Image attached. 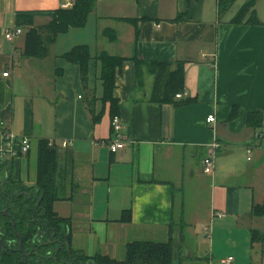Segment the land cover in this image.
I'll return each mask as SVG.
<instances>
[{"label": "crops", "instance_id": "crops-1", "mask_svg": "<svg viewBox=\"0 0 264 264\" xmlns=\"http://www.w3.org/2000/svg\"><path fill=\"white\" fill-rule=\"evenodd\" d=\"M74 1L0 0V122L31 140L23 158L29 161L34 151L35 168L39 140L69 142L56 148L60 165L66 159L70 170L69 199L56 202L53 211L70 218L75 250L115 260L117 249L137 236L174 241L176 216L189 229L212 219L245 228L249 245L248 229L264 230L256 225L259 218L244 213L264 202V0H253L257 25L231 23L248 0H236L223 12L218 0H101L82 28L58 35L41 59L23 57L24 32L47 26L51 18L35 17L20 36L4 38L16 28V12L54 11ZM120 19L135 20L136 26ZM104 30L115 32L116 40L109 42ZM76 46H86L91 57L84 83L79 66L62 57ZM100 52L127 59L114 80L124 143L115 154L108 148L109 104L101 101L93 59ZM131 58L167 62L171 69L183 62L182 97L175 100L190 102L179 107L150 102L153 78L143 67L138 85ZM90 100L94 114L101 113L97 124L87 108ZM256 111L261 125L253 129L247 116ZM209 115L213 124L206 123ZM213 143L214 167L204 174L202 159ZM192 183L206 195L202 218L185 210ZM172 188L182 195L178 212ZM57 203L67 204L64 213ZM127 209L130 222L117 223ZM249 250L251 264H258V246Z\"/></svg>", "mask_w": 264, "mask_h": 264}, {"label": "trees", "instance_id": "trees-1", "mask_svg": "<svg viewBox=\"0 0 264 264\" xmlns=\"http://www.w3.org/2000/svg\"><path fill=\"white\" fill-rule=\"evenodd\" d=\"M101 0H75L70 9H57L48 12H16L15 26L23 29L33 21L35 17L46 16L51 18V22L41 28H29L24 32V51L23 57L41 59L47 56L48 46L51 45L56 37L65 33L71 28H82L85 25L87 16L93 11L96 2ZM136 1V0H129ZM236 0H218L219 12L225 11ZM254 2L248 0L235 17L231 20L232 24H240L244 20L249 25L259 24L255 12L253 11ZM120 21L131 23L136 26L135 20L120 19ZM103 36L109 41L116 40V34L112 30H104ZM68 62L78 65L81 70L83 83L85 82L87 63L91 60L89 51L86 46H76L69 52L62 55ZM99 65V81L101 82L102 95L101 101L109 104L110 118L118 116V103L113 97L115 88V74L119 71L123 63L127 60L119 56H110L105 52H100L93 58ZM136 67L137 84L142 81V68L145 67V73L153 78L149 101L158 105L172 104L179 107L186 105L189 100H178L175 98L183 92V62L172 64L167 62H141L135 58H131ZM93 100L87 101V108L90 112L92 122L97 124L100 120L101 113L94 114L92 110ZM234 111L231 116L234 115ZM259 112L251 113L247 116V126L253 129L260 127L261 121L258 118ZM64 163L59 162L58 150L48 146L47 140H39L36 152V168L34 188L37 191L35 201L40 202V212L43 213L45 220L50 226L61 225L66 233L70 230V218L59 217L53 211V205L56 202L67 201L65 197V189L71 187L67 160ZM3 164H0V167ZM152 181L143 180L142 183H151ZM173 192L175 191L172 188ZM2 201L0 199V208ZM23 204L19 202L18 207ZM23 215L27 213V208L21 207ZM13 210V212H12ZM14 210L17 212H14ZM12 216L22 215L14 206L11 208ZM251 218H264V202L260 205H252L250 210ZM15 218V217H14ZM130 222V210L122 211V215L117 223L127 224ZM15 227L17 231L23 228V223L18 222L15 218ZM0 231L7 235L11 233V222L8 220H0ZM249 245L253 250L254 246H258L260 261L264 259V230L248 229ZM70 235V233H69ZM171 239L165 243H153L145 241H133L126 244L124 248V259L117 261L107 256L95 254L86 256L81 250H70V253L64 252L63 256H55L56 261L47 260L45 264H173V247ZM60 258V259H57ZM259 261V262H260ZM4 263L16 264L11 257H5Z\"/></svg>", "mask_w": 264, "mask_h": 264}, {"label": "rangeland", "instance_id": "rangeland-1", "mask_svg": "<svg viewBox=\"0 0 264 264\" xmlns=\"http://www.w3.org/2000/svg\"><path fill=\"white\" fill-rule=\"evenodd\" d=\"M239 4V1L238 3ZM235 6V5H234ZM34 150V149H33ZM19 169V178L22 184L26 186H34L35 179V153L30 155L29 161L25 158H20L14 162V167ZM182 195L180 191H175V209L179 210L180 199ZM186 213L198 212L197 216L202 218L204 213V203L206 195L199 191L195 184H191L186 191L185 197ZM104 201V200H103ZM67 206L65 203H57L55 208L64 209ZM175 211V214H177ZM250 213L249 212H244ZM187 218L183 220L186 221ZM208 221V220H207ZM175 238L171 242L173 247V264H218L222 259L231 257L238 260L242 264H251L250 250L248 245L247 231L245 228H232L228 223H219L217 220H209L204 224L197 222L192 229L183 221L180 222L178 217H175ZM257 227L264 229V218L257 220ZM205 227V228H204ZM181 235V237H180ZM139 241H147L153 243H165L166 237L161 235L153 236H137ZM147 237V238H146ZM135 239V238H131ZM132 240V241H138ZM72 250H75V244L71 243ZM116 250V249H115ZM116 255H119L117 261L124 259V250L117 249Z\"/></svg>", "mask_w": 264, "mask_h": 264}, {"label": "flooded vegetation", "instance_id": "flooded-vegetation-1", "mask_svg": "<svg viewBox=\"0 0 264 264\" xmlns=\"http://www.w3.org/2000/svg\"><path fill=\"white\" fill-rule=\"evenodd\" d=\"M14 170L12 165L0 167V199L3 205L0 208V220L11 222L12 230L7 235L0 231V264H6L3 261L8 256L13 258L16 264H45L49 259L56 261L55 256H63L65 251L70 253L69 249H72L70 235L61 225L56 227L48 224L39 210L40 202L35 201L37 191L34 186L22 184L14 177ZM19 202L27 208L26 215L22 213L23 205L18 207ZM14 206L22 214L14 216L18 222L23 223L20 231L16 230L13 210L11 212Z\"/></svg>", "mask_w": 264, "mask_h": 264}, {"label": "built area", "instance_id": "built-area-1", "mask_svg": "<svg viewBox=\"0 0 264 264\" xmlns=\"http://www.w3.org/2000/svg\"><path fill=\"white\" fill-rule=\"evenodd\" d=\"M69 7L71 8L69 4H65L62 6V9H68ZM20 35L21 29L14 28L11 31H7L4 38L8 41H11ZM8 75V72H4L2 77H8ZM181 97L182 95L178 94L176 99H180ZM214 122L215 118L213 115H209L206 118L207 124H213ZM110 128L113 134V139L108 143V148L111 154H115L124 148L123 136L121 134L122 121L119 116H114L111 118ZM48 146L65 149L69 146V142L60 141L57 143L55 141L49 140ZM31 147V140L29 138L16 135L9 126H7L4 122H0V164L14 166L15 161L17 162L20 158H23L29 154ZM208 147L211 152L208 156L202 159V168L204 174H210L212 172L214 167L215 150L218 146L213 143ZM232 261L233 259L228 257L226 259L220 260L218 264H231ZM258 264H264V259H262Z\"/></svg>", "mask_w": 264, "mask_h": 264}, {"label": "water", "instance_id": "water-1", "mask_svg": "<svg viewBox=\"0 0 264 264\" xmlns=\"http://www.w3.org/2000/svg\"><path fill=\"white\" fill-rule=\"evenodd\" d=\"M12 225L14 226V222L13 221H12ZM65 241H66L67 248L69 249L67 237L65 238Z\"/></svg>", "mask_w": 264, "mask_h": 264}]
</instances>
